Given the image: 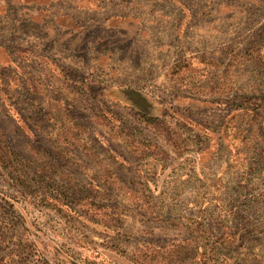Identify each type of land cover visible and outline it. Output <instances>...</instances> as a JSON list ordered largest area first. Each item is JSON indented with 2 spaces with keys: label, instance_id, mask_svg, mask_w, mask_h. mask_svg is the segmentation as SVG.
<instances>
[{
  "label": "rangeland",
  "instance_id": "rangeland-1",
  "mask_svg": "<svg viewBox=\"0 0 264 264\" xmlns=\"http://www.w3.org/2000/svg\"><path fill=\"white\" fill-rule=\"evenodd\" d=\"M228 46L253 51L255 62L228 71ZM182 61L185 70L168 78ZM29 72L44 89L36 98L25 89ZM206 85L224 87L205 94ZM126 88L148 107H134ZM237 94L264 133V0H0V129L25 175L66 203L57 212L9 199L4 216L27 241L0 237V260L136 264L127 255L193 238L194 254L179 264H264V163L256 158L264 140L244 142L230 129L228 119L240 120L229 111ZM54 100L81 125L87 145L62 142ZM139 110L167 115L188 137L186 152L176 155L139 122ZM130 127L171 155L154 175L126 144ZM190 159L196 175L187 172ZM145 182L154 214L144 212ZM0 191L15 193L1 175ZM90 202L121 213V228L85 220L100 218ZM67 207L84 217L73 220Z\"/></svg>",
  "mask_w": 264,
  "mask_h": 264
},
{
  "label": "trees",
  "instance_id": "trees-1",
  "mask_svg": "<svg viewBox=\"0 0 264 264\" xmlns=\"http://www.w3.org/2000/svg\"><path fill=\"white\" fill-rule=\"evenodd\" d=\"M255 51V50H254ZM256 52V51H255ZM252 52H246L244 49L236 51L232 47L226 48V54L229 59V63H227V69L228 71H231L235 67H244L245 62H249L253 64L255 62V56L253 57ZM260 54V53H259ZM250 56V58H249ZM211 60V59H210ZM213 63L217 65V62L214 61V59L211 60ZM187 66V63L184 61L182 62H176L173 65L170 66V68L167 70L168 78L174 79V77H177L179 72L185 70ZM67 76H70V73L67 72ZM177 74V75H176ZM228 78V77H227ZM80 81L77 80V83ZM25 89L30 95H34L36 98L40 94H44V89L42 88V85L36 80V78L32 75V73H28V77L24 80ZM5 87L6 85L3 84ZM224 87V86H223ZM221 86H207L205 87V94L206 91H216L219 90L218 88H223ZM126 90L130 93H134L132 104L134 107H144L147 106L149 103L146 97L137 91H134V89H127ZM92 91V89H91ZM93 92V91H92ZM238 95V94H237ZM264 99V97H263ZM232 103L234 106L229 107L230 113L234 112L236 113L235 116H238L240 120H233L228 119L229 121H232L231 124H229L230 129H235V134L239 135L241 137V140L246 142L248 137L251 135L255 137V141L258 142L259 138L264 140V133L260 132L259 127L257 126V122L254 121L253 116L254 111H252L249 107L244 105L243 101H240V97L235 96L232 99ZM34 102V101H33ZM32 104L34 105V103ZM57 112L60 116V120L58 121V135L62 142L65 145H69L70 147L76 146H83L87 145L86 142H83L81 131H80V124L77 123L75 118L71 116L70 113L66 111V108L64 106L63 102L54 100ZM228 102V101H226ZM220 103H223V101H220ZM262 107L264 106V102L261 101L260 104ZM148 107V106H147ZM53 109L49 110V114L51 116V112ZM239 112L245 113V115L240 116ZM56 113V110L52 113L54 117ZM247 114H250V120L246 118ZM254 114V115H253ZM66 115V117H65ZM136 118L139 122H141L144 126L152 129L157 134H159L162 138H164L169 145H171L172 151L176 155H181L186 152L185 145L183 146L181 143L188 137H186L181 130L177 129L173 123L169 122L167 118V115L164 114H151L148 111L139 110L137 113H135ZM169 115L173 116V120L184 121L187 120L191 122V118H186L182 114H176L173 112H169ZM168 115V116H169ZM64 116V117H63ZM64 118V119H63ZM66 118V119H65ZM57 119V117L55 118ZM167 119V120H166ZM193 120V119H192ZM171 121V120H170ZM256 122V123H255ZM244 123V124H243ZM243 124V126H242ZM224 126V125H223ZM138 134V135H137ZM185 137V138H184ZM125 142L130 147L132 152L139 158V160L143 161L144 166L148 167L151 164L152 169V175L155 174L156 170L154 171V168H157L158 165L161 166L163 163L167 162L170 158V154L168 151L164 150L161 146H159L156 142L152 141L151 139H148L147 137L143 136L141 133H137L136 130L132 129L130 127L129 131H126L125 133ZM88 143V142H87ZM249 147H252V143H248ZM264 147V145H263ZM233 149V147H230V151ZM263 148L258 151L256 158H257V164L261 165L264 163V151H262ZM238 151V149H237ZM251 152L249 149L244 150V156L238 157L236 161H238V164L241 165L243 162L242 160L248 156V154ZM246 156V157H245ZM150 158H154L155 160H150ZM152 161V162H151ZM190 165H188L187 172L192 173L193 175H196L197 167L194 168V164L192 163V160L190 159ZM153 163V165H152ZM24 161L21 158V156L11 147V145L8 143L5 134L0 129V175L2 177L3 182L5 185L8 186V188H12L15 193H7V191H0V219H3L4 227H8L7 223V217L4 216V213L7 212L6 204L11 203L9 199L16 202L18 199H21L24 201V204L28 205H41L42 208H51L55 209L57 212H61L63 206H66V203H63L62 199H60L58 196L51 195L48 191L41 192L40 188H46L49 186L43 185L36 186L33 181L29 177H27L23 170ZM164 167V166H163ZM149 168V167H148ZM149 170V169H148ZM45 179V178H43ZM46 180V179H45ZM157 180V179H156ZM144 184V191L142 192V196L146 197L148 200L147 208L144 210V212L151 214H154V210L149 211L150 206H152V195H151V189L149 187V182H145ZM152 183H156L154 180ZM102 184L112 185L109 181H103ZM90 204H93L92 206H95L97 208L98 213L100 214V218L96 219L97 221H94L91 218H87L85 220L92 221V222H103L102 226L106 228V230L112 229L110 226L113 225L114 229L117 230L121 228L122 226V215L121 213H117L114 210H111V207H109L107 204L103 203L100 204L98 202H90ZM10 205V204H9ZM11 206H14V203H11ZM69 210L73 213L72 219L73 220H79L80 218H83L81 213H79L76 209H72L71 207H67ZM20 212L21 209H24V207L21 205L17 208ZM88 213V212H87ZM23 215V214H22ZM24 218L26 215H23ZM86 218V217H85ZM95 219V218H94ZM26 221V220H25ZM114 231V230H113ZM10 232V237L7 236V234ZM15 225L10 224L8 231H2L0 228V237L2 238L3 242H7L8 238L14 237L17 238L18 241L21 244L26 243V239H24L23 234L19 236H16L15 233ZM118 232H116V235ZM193 235V234H192ZM190 237H194L193 236ZM64 239H66V235L64 234ZM81 240V239H80ZM227 238L224 240H221V243L226 242ZM196 243H194L193 238H189L188 240H184L178 243H172L168 246L162 247L159 251H156L154 247L148 246L145 247V250H141V254L136 256L134 255H127L129 260H131L133 263L136 264H179L181 263V260L183 258H186L187 256L190 257L191 254H194V248ZM215 248L213 247V251L215 252ZM213 252V253H214ZM212 253V254H213ZM13 256V255H12ZM15 256V255H14ZM14 256L10 257L7 255L5 260H0V264H16V261L14 260ZM73 264V263H71Z\"/></svg>",
  "mask_w": 264,
  "mask_h": 264
}]
</instances>
